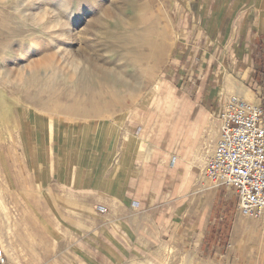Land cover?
Here are the masks:
<instances>
[{"label": "crops", "instance_id": "0c3cea01", "mask_svg": "<svg viewBox=\"0 0 264 264\" xmlns=\"http://www.w3.org/2000/svg\"><path fill=\"white\" fill-rule=\"evenodd\" d=\"M163 1L177 39L162 79L183 118L154 129L145 150L125 152L118 135L115 163L97 179L85 170L81 188L67 192L56 183L48 189L52 197L6 199L0 205L5 264H119L125 247L162 242L199 253L236 230L253 233L260 247L246 254L264 264V212L256 219L241 215L235 190L202 172L219 139L225 99L235 94L264 105V0Z\"/></svg>", "mask_w": 264, "mask_h": 264}, {"label": "rangeland", "instance_id": "374dc122", "mask_svg": "<svg viewBox=\"0 0 264 264\" xmlns=\"http://www.w3.org/2000/svg\"><path fill=\"white\" fill-rule=\"evenodd\" d=\"M23 3L25 0H0V41L12 45L11 50H8V46L0 47V101L4 103V107L0 109V129L4 132L0 130V205L4 204L6 199L52 197V191L48 189L56 183L67 192L73 188H81L85 170L92 172L97 179L101 170L114 162L120 143L118 135L122 136L124 130L112 126V120L125 112L126 106L130 108L136 101L142 100L152 84L145 83L137 97L132 102L126 101L124 107L114 106L108 109L105 101L111 96L104 86H100L98 91L101 92V99L97 101L98 107L89 109L85 115L71 114L68 110L56 108L55 104L67 103L66 99L60 100L56 87L68 86L71 83L68 71L73 55L76 54L81 66H101L105 61L112 63L115 56L109 52L110 48L103 47L101 42L106 41V32L115 27L118 33L130 28L125 19L129 18L132 9L127 0H90V3H85V0H72L75 20L69 23L71 32L66 39L57 40L55 45H52L48 42L50 37L43 39V34L31 29L26 18L18 12ZM43 3L57 6L56 2L51 0H39L35 5L29 4L28 7L34 11ZM134 3L148 5L150 8L141 13L140 26H145L155 17L162 27L160 35L154 37L157 42L154 46L157 59H149V63L154 67V80L163 78V66L168 52L177 39L173 20L163 0H135ZM108 6L111 10L107 9ZM83 13L91 22V31L87 35H79L84 27V22L79 20ZM19 32L26 35L21 46L16 45ZM77 35L92 39L91 50L84 54L76 52L78 48L74 38ZM58 42L61 43L60 48ZM21 50L27 54V58L19 54ZM18 59L26 60L22 61L25 66L23 73L17 70ZM51 67L64 69V76L56 78L49 77V73L44 74ZM124 72L130 74L131 68L125 69ZM50 80L55 84L54 90L50 95L45 89L40 97L52 99L54 104L49 103L41 107L35 102L32 104L29 100H32L38 89H44ZM18 91L25 93L23 97L27 99L19 101L21 95L17 94V97L15 93ZM117 92L129 98L130 92L125 89ZM132 134L128 147H124L125 152H136L138 142L141 141L137 128L132 130ZM4 209L6 207L0 206V210ZM233 233L231 237L230 231L224 238L221 235L219 244L216 240L214 243L209 240L208 243H212V246L206 245L199 253L187 249L185 243L184 247H181L162 242L152 248L143 247L140 250L127 246L118 256L119 264H252L253 261L248 259L246 251L260 247L252 243L253 233H242L240 230ZM189 246L191 248L193 244Z\"/></svg>", "mask_w": 264, "mask_h": 264}, {"label": "bare ground", "instance_id": "6f19581e", "mask_svg": "<svg viewBox=\"0 0 264 264\" xmlns=\"http://www.w3.org/2000/svg\"><path fill=\"white\" fill-rule=\"evenodd\" d=\"M51 1L56 2V7H58L60 4V0ZM134 1L135 0H127L132 12L130 13L129 11L130 16L127 20L125 19V22L130 24V28L125 32L118 33L116 31L117 28L115 27L112 30L106 32V41L101 42V45L103 47L106 46L107 48H110L109 52L111 51V54L115 56L114 60L111 61L112 63L105 61L104 65L101 66H97L95 64L92 66L82 64L83 66H81L79 63L80 61L75 56L76 54L73 55V60L69 61L70 70L68 71V74L71 78V83L68 86H61L59 88L56 87V93L60 97V100L66 99L67 103H64L63 105L55 104L54 106H56V108L59 107L60 109L68 110L71 114L77 113L85 115L89 109L98 107L97 101H100L101 99V92L98 91V87L104 86L111 96L107 102L105 101L106 106H109L108 109H111L114 106L124 107L126 106V101L132 102L137 97L138 92L145 83L151 82L152 84L149 92L142 100L136 101V103L131 105L130 108L126 106L125 112L116 116L115 119L112 120V126H117L116 128H124L122 133V142L126 148L128 147L127 145L129 144L131 135H133L129 131L128 124H134L138 126L141 141L138 142L136 149L137 151L145 150L147 145L143 140H146V138L151 135V132L154 129L162 130L165 121L169 118H172L173 122H179L183 118V113L181 111H176L173 108L174 104L172 105V103L176 101V99L174 100L173 88L167 81H164L160 77L155 78L154 80V67L149 63V59H157V55L155 53L156 47H154L157 45V42L156 38L154 37H158L160 35L159 32L161 33L162 27L159 25L160 22L154 17L145 26H140L141 13L148 11L147 9L150 8L148 5H135ZM71 2L72 0H65L64 4L65 8H71L67 13H64L65 18L68 19L69 23L70 21L75 20L73 16L74 9L71 6ZM85 3H90V0H85ZM107 9L111 10V7L108 6ZM82 16L79 17V20L84 22V27L83 30L80 31L79 35H87L88 32L91 31V22H89V17H84V13ZM19 33V41L16 45L21 46L26 35L22 32ZM77 37L78 35L74 39L76 40V46L78 48L76 49V52L78 54H84L91 50L92 39L83 36ZM57 44L59 47V44L61 43L58 42ZM2 46H8V50H11L12 45L10 46V43L6 41H0V47ZM64 54H66L65 51ZM26 55L27 54L23 52V56L25 58H27ZM102 60L103 59H101V61ZM22 61L26 60L18 59L16 67L17 70H20V72L23 73L25 66ZM127 68H131L130 74H126L124 72V70ZM1 69L2 68H0V70ZM48 73L49 77L60 78L64 76L65 72L62 68L51 67L44 72V74ZM152 80L154 81L152 82ZM54 87L55 84L50 80L44 89H38V91L33 95V101H29L32 104L35 102L40 107L49 103L53 105L54 103H52V99L41 98L40 96L45 89L47 90L46 93L51 95ZM121 89H125L126 91L130 92V95H128L129 98L118 94L117 91ZM15 93L16 96L17 94H19V96L21 95V99L19 98V101L22 99H27L23 97V95L25 96V93L22 91ZM74 94L76 95L74 96ZM0 127L2 128V125ZM0 130L2 133H4L3 129ZM6 132L7 131L5 130V133Z\"/></svg>", "mask_w": 264, "mask_h": 264}, {"label": "built area", "instance_id": "2783aa9c", "mask_svg": "<svg viewBox=\"0 0 264 264\" xmlns=\"http://www.w3.org/2000/svg\"><path fill=\"white\" fill-rule=\"evenodd\" d=\"M219 119V139L202 172L213 184L235 190L241 215L259 218L264 212V105L230 95ZM96 210L106 211L102 205Z\"/></svg>", "mask_w": 264, "mask_h": 264}, {"label": "clouds", "instance_id": "9594fccd", "mask_svg": "<svg viewBox=\"0 0 264 264\" xmlns=\"http://www.w3.org/2000/svg\"><path fill=\"white\" fill-rule=\"evenodd\" d=\"M39 0H25V3L21 4L18 12L23 18H26V22L31 29L43 34L42 38L51 39L48 42L55 45L57 40H64L71 32L68 19L65 18L64 13H67L71 8H65V0H60L58 7H52L48 3H43L42 6L36 8L34 11L28 7L38 3ZM23 55L22 50L19 53Z\"/></svg>", "mask_w": 264, "mask_h": 264}, {"label": "water", "instance_id": "95a60500", "mask_svg": "<svg viewBox=\"0 0 264 264\" xmlns=\"http://www.w3.org/2000/svg\"><path fill=\"white\" fill-rule=\"evenodd\" d=\"M1 97V96H0ZM4 107V103L0 101V109Z\"/></svg>", "mask_w": 264, "mask_h": 264}]
</instances>
